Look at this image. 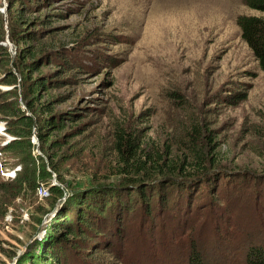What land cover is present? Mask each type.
I'll list each match as a JSON object with an SVG mask.
<instances>
[{"label":"rangeland","instance_id":"374dc122","mask_svg":"<svg viewBox=\"0 0 264 264\" xmlns=\"http://www.w3.org/2000/svg\"><path fill=\"white\" fill-rule=\"evenodd\" d=\"M24 3L19 25L20 3L0 0V264L49 245L74 264H252L255 249L264 254V71L237 23L264 13L244 0ZM32 81L46 86L34 109ZM43 103L58 125L51 136ZM116 123L192 166L196 142L201 169L169 176V192L165 180L144 196H106L130 185L116 174Z\"/></svg>","mask_w":264,"mask_h":264},{"label":"trees","instance_id":"16d2710c","mask_svg":"<svg viewBox=\"0 0 264 264\" xmlns=\"http://www.w3.org/2000/svg\"><path fill=\"white\" fill-rule=\"evenodd\" d=\"M20 4L19 7L15 8L16 14L15 18L19 25H24L26 23L25 20V12L27 7H23V4L26 0H17ZM245 4L256 11L264 13V0H244ZM238 26L241 29V37L252 50L261 70L264 71V18L259 16H241L237 20ZM20 31V28H16ZM23 50V49H22ZM24 56H20L21 58H25L22 61L27 60L34 54L33 48L29 47L28 49H24ZM29 67L33 68L34 64L28 63ZM33 88L30 89V95H33V99L28 104V108L34 109L33 106L36 105L37 101H41L43 95L42 92L39 93L38 89L42 91L43 88H46L43 82L32 81ZM35 94V95H34ZM1 95H5L1 93ZM11 96L4 97L6 100ZM9 103V102H8ZM7 103V104H8ZM42 110L48 114L47 121L44 127H48V129L41 131L47 132L46 134L51 136L52 129L58 127L56 124V120H52L49 118L51 114L52 107L49 104L43 103L41 106ZM15 110V109H14ZM18 114L21 121H32L30 116H27L25 112L21 109L15 110ZM60 125L63 123L60 122ZM193 132L200 134V128L197 126H193ZM194 140L195 138L199 139V137L195 134H192ZM49 142V140H47ZM194 142V141H191ZM193 145V144H190ZM114 150L116 152V174L117 176L122 177L124 180L123 183L130 185H122L120 189H111L102 191L106 196L119 197L121 196V192H124L127 197H134L136 195L144 196V190H147L149 193L154 192V189L150 188L152 183L155 181L161 183L162 181L169 180V176H186L187 178L194 177L196 171L201 169V151L198 150V146L196 142H194V150L191 151V147L188 145L189 151L195 153L198 158V163L195 166H192L191 163L188 162L190 156L185 155L184 160H179L175 158L172 152H168L165 150H161L156 145H149L144 140V134L142 129H131L127 127L125 123H116L114 130ZM215 159L210 160V163H214ZM204 169V168H203ZM50 175H44V178L49 177ZM155 182V183H156ZM173 182H177L176 179ZM173 182L171 179L169 182L159 185V188L163 192H169L173 189ZM173 184V185H172ZM183 189L179 186L175 187L174 192L177 193L182 191ZM141 192V193H138ZM160 192V191H159ZM164 197V196H162ZM163 202L165 203V198H163ZM80 207V206H79ZM112 209L110 213H114ZM150 212H148L149 214ZM103 215H99V218ZM65 217V216H64ZM63 219V218H62ZM65 219V218H64ZM67 223V222H66ZM67 225V224H66ZM70 229V227H68ZM50 230H52L53 234H59L62 236L63 230L60 227L58 222H55L53 225H50ZM63 240V239H62ZM39 245V243H36ZM32 248V247H31ZM44 247H40L39 252L36 250H29L23 256H21L16 264H74L71 262V259L65 255V251L56 249L53 245L48 246V250H44ZM48 251V252H47ZM194 252V250H193ZM7 257H13L14 252L8 251ZM200 257V256H198ZM250 262L252 264H264V254L261 251H257L256 249L250 255ZM70 260V261H69ZM190 264H202L203 260L195 259V257H189Z\"/></svg>","mask_w":264,"mask_h":264}]
</instances>
